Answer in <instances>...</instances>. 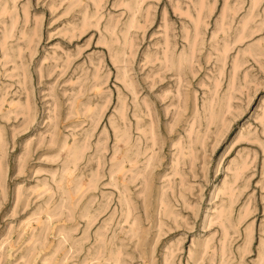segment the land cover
<instances>
[{
    "label": "rangeland",
    "instance_id": "1",
    "mask_svg": "<svg viewBox=\"0 0 264 264\" xmlns=\"http://www.w3.org/2000/svg\"><path fill=\"white\" fill-rule=\"evenodd\" d=\"M0 264H264V0H0Z\"/></svg>",
    "mask_w": 264,
    "mask_h": 264
}]
</instances>
